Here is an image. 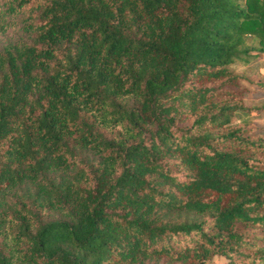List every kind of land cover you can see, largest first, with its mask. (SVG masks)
<instances>
[{
  "label": "trees",
  "instance_id": "16d2710c",
  "mask_svg": "<svg viewBox=\"0 0 264 264\" xmlns=\"http://www.w3.org/2000/svg\"><path fill=\"white\" fill-rule=\"evenodd\" d=\"M15 18L0 264H264V125L232 121L264 80L231 67L264 0H1Z\"/></svg>",
  "mask_w": 264,
  "mask_h": 264
},
{
  "label": "rangeland",
  "instance_id": "374dc122",
  "mask_svg": "<svg viewBox=\"0 0 264 264\" xmlns=\"http://www.w3.org/2000/svg\"><path fill=\"white\" fill-rule=\"evenodd\" d=\"M18 26L19 23L15 18L14 23L6 28V30L3 32L4 34H0V43L7 38L16 37L19 32H17L16 29ZM245 42L253 46L259 45L258 36L254 37L252 35H247L245 38ZM254 53L255 50L250 51L251 57H248L247 62H244L241 59L234 60L231 64V67L234 71L245 72L248 75L253 74L256 77H259L261 80H264V50L259 52L255 57H253ZM244 84L248 87V89L242 94V98L245 104L264 103V92L258 94L255 93V95H253V92L257 89V86L254 84H248L247 82H244ZM232 121H246L262 126L264 125V112L256 113L255 111H235ZM204 264H225V260L222 257L213 256L211 260Z\"/></svg>",
  "mask_w": 264,
  "mask_h": 264
}]
</instances>
